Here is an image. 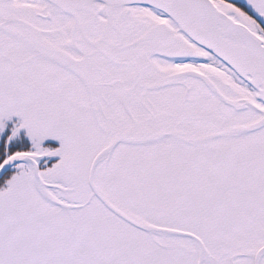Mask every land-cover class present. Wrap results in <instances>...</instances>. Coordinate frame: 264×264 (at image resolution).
<instances>
[{
	"label": "snow or ice",
	"instance_id": "6c2138e0",
	"mask_svg": "<svg viewBox=\"0 0 264 264\" xmlns=\"http://www.w3.org/2000/svg\"><path fill=\"white\" fill-rule=\"evenodd\" d=\"M0 264H264V0H0Z\"/></svg>",
	"mask_w": 264,
	"mask_h": 264
}]
</instances>
